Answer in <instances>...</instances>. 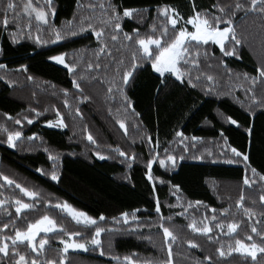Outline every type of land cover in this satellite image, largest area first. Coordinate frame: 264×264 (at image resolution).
<instances>
[{
    "label": "trees",
    "instance_id": "1",
    "mask_svg": "<svg viewBox=\"0 0 264 264\" xmlns=\"http://www.w3.org/2000/svg\"><path fill=\"white\" fill-rule=\"evenodd\" d=\"M100 2L101 0H79L78 4L77 0H54L56 26L65 25L67 21L73 20L74 15L86 18L100 17L101 10L98 7ZM217 2L224 5L231 3L232 0H113V3L121 6V11L123 8H149L150 12L146 14L149 17L147 24L152 23L151 18L155 17L157 6L171 5L187 18L191 14L193 4L197 10L207 9L218 14L216 9L212 8ZM90 4L97 7L92 9L89 7ZM256 21V17L251 15L244 17L243 13L233 18L237 35L242 38V44L236 46V55L224 56L219 46L211 42L203 45V49H207L214 59L205 62L201 57L200 69H190L193 83L197 84L195 88L186 82L187 76L184 83L180 81L173 83L175 77L168 74H165L168 77L166 81L168 86L164 87L161 84L164 78L151 68L150 62L144 63L142 70L137 73V78L125 89L134 113L131 109L124 113L121 107L123 98L119 95L107 98L106 89L98 83L82 84L84 94L90 96L89 100H84L72 87L74 77L68 73L64 65L48 59L50 56L67 52L69 55L66 62H71L75 56L80 71L85 72L87 62L94 59L92 51L97 48L96 38L91 32L54 44H37L35 43V36L38 34L35 27L37 22L33 17V39H28L25 35V38L13 43L9 36L13 29L4 31L0 28V65H4L0 68V125L10 131L22 132V139L16 142L15 147L8 146L6 134L0 132V172L24 187L38 190L52 205L67 202L77 211L97 220L103 215L105 221L98 220L101 227L120 230L112 234H101L106 253L104 256H100L99 250L93 251L91 247L87 252L69 250L65 264H69V261L71 264H118L111 258L112 256H119L122 260L125 255L133 252L137 253V258L140 259H158L162 255L159 251L161 238L156 234V229L153 228L151 233L147 228L135 234L125 232L124 229L128 225H123L120 216L122 212L131 213L139 209L137 216L141 220L158 221L154 210L157 199L161 204L163 216L173 217V224L167 226L175 225L182 238L193 239L202 246L189 249L184 244L180 264H198L205 255L214 254V248L220 244H223L227 251V245H234L236 239L248 242L245 239V231L240 229L230 236L225 235L227 233L225 226L223 231L214 228L210 234L214 243L210 244L206 243V238L192 234L191 230L182 226H186L192 217L198 222L205 214L210 218L213 213L208 209H216L215 215L218 220L223 219L225 225L233 221L231 213L236 211L234 205L239 197L244 165L241 162H224L231 156V147L247 153L251 166L256 168L258 173L264 174V107L257 105L251 112L246 111L248 101L240 85L247 87V83L242 77L237 80L235 75L230 80L224 74V68L218 67L222 59L233 74L257 75L256 67L264 64L262 47L264 29H261ZM25 22L26 18H22L21 24ZM147 24L141 28L142 32L147 28ZM122 27L125 32H131L138 25L136 19L125 18ZM40 35L42 39L48 38L46 28ZM206 63L212 67L207 68ZM201 73L211 74L216 78L217 83L214 85L216 91L205 94L203 89L208 86V82L204 76H201L200 82L195 80ZM29 76L32 77L31 80L27 79ZM65 89L69 93L67 99L71 109L62 107L66 99L63 95ZM229 89L232 90L231 94L225 95ZM240 101H244L243 106ZM53 106L65 115L64 122L67 127L48 126L49 120L57 122ZM77 107L81 117L74 115ZM31 108H35L42 115L36 116L29 111ZM117 109H120L119 114ZM70 110L73 112L72 116L67 115ZM5 114L11 116L13 120L21 119L22 123L14 125L13 121L7 120ZM24 116L32 119L33 123L28 124L23 119ZM227 116L236 119L237 125L228 123L225 119ZM117 118L124 120L129 132L127 137L115 122ZM132 125L137 127L133 128ZM84 126L87 127V133L83 130ZM248 128L252 129L250 134L245 131ZM177 131H181L188 139L180 143V138L175 136ZM221 132L227 137V145L220 138ZM34 133L37 138L29 140L28 137ZM88 133L93 135L96 144L87 140ZM144 136H151L153 144L159 141L157 152L161 158L164 157L165 148L176 157L174 166L161 167L158 162H154L151 181L147 178L145 166L151 145L141 139ZM193 136L200 140L193 142L191 140ZM193 143L196 145L194 148L191 146ZM184 145H188L187 151L183 150ZM117 146L129 155L135 154L136 159L131 167L126 158L113 151ZM208 151L212 152L211 156L208 155ZM97 152L105 158L100 159L96 155ZM222 152L227 153V156L222 155ZM49 155L54 159H49ZM37 169H41L43 174L37 172ZM53 172L58 176L56 181L50 178ZM248 175L258 181V177H252L250 170ZM176 186H179L178 192ZM259 187L258 183L257 189ZM177 196L180 197L179 200ZM12 198L23 199L26 203L31 202L30 198L25 197L14 186L6 185L0 188V199ZM256 198L258 199V196ZM195 201H201L202 204L195 206ZM189 203H192L194 208L188 209L186 214L188 219L176 216V213L183 211ZM169 205L175 207L169 208ZM245 206L251 205L246 202ZM37 208L38 213H27L29 221L34 222L41 215L48 214L58 224L66 225L69 230H80L66 213H60L59 210L46 213L45 208L40 205H37ZM224 208H230V212L226 217H220V211ZM9 210L14 212V206ZM255 210L257 213L262 211L258 204ZM113 218L120 219V223H116ZM242 218L246 219L242 217V213L235 217L237 220ZM0 221L7 222L2 213ZM18 227L23 229L26 223L19 222ZM94 230L91 228L88 231L89 238ZM246 231L250 232V229ZM5 234L11 233L6 230ZM150 234L155 244L144 238ZM39 238H48L52 248H62L59 240L65 237L53 234L45 237L40 233L37 239ZM109 242L111 248H108ZM20 251L25 252L24 246H21ZM52 255L50 252L49 256ZM230 264H235V261H231Z\"/></svg>",
    "mask_w": 264,
    "mask_h": 264
},
{
    "label": "snow or ice",
    "instance_id": "2",
    "mask_svg": "<svg viewBox=\"0 0 264 264\" xmlns=\"http://www.w3.org/2000/svg\"><path fill=\"white\" fill-rule=\"evenodd\" d=\"M77 2L79 4V0ZM89 7L95 9L97 5L90 4ZM98 7L101 10L100 17L86 18L74 15L73 20H69L65 25L57 27L55 24L56 7L54 0H42V2L41 0H0V28L4 31H8L9 28L13 29L9 32L13 43L25 38V35L28 39H33V17L37 22L35 25L38 33L35 36V43L37 44H54L82 33L91 32L96 38L97 48L92 51L94 59L87 62L85 72L80 71L79 62L75 56L71 62H66L69 55L67 52L50 56L48 59L64 65L68 73L74 77L72 87L76 89L84 100H89L90 96L84 94L85 90L82 84L91 85L98 83L106 89L105 95L107 98H115L116 95L123 98L121 107L124 113H127L129 109L134 113L132 102L126 96L125 89L137 78V73L142 70L144 63L150 62L151 68L160 77L164 78L161 80V84L164 87L168 86L166 83L168 77L165 75L168 74L175 77L173 83L176 81L184 83V78L187 76L186 82L192 88H195L197 84L193 83L190 69H200L201 57L204 58L205 62L209 59H214L207 49H203V45L211 42L219 46L224 56L236 55V46L242 44V38L238 37L236 26L233 22V18L237 14L243 13L244 17L249 15L256 17V22L259 23L261 29H264V0H232L231 3L224 5L217 2L212 5V8L216 9L218 14L207 9L197 10L195 4H193L191 14L187 18L182 16L171 5L157 6L156 15L151 18V24H147L149 17L146 14L150 12L149 8H123L121 11V6L113 3V0H101ZM22 18H26V22L23 25L21 24ZM125 18L136 19L138 27L133 28L131 32H125L122 27V21ZM146 24L147 28L142 32L141 28ZM187 25H190L194 30L188 31ZM45 28L48 32V38L42 39L40 33ZM116 45H119V47H116ZM229 45H231V48H229ZM262 47H264V41H262ZM220 66L224 68V74L230 80L235 75L237 80L242 77L243 81L247 83V87H244L243 84L240 85L248 101L246 111L251 112L257 105L264 107V64H259L256 67L257 75L255 76H249L248 73L233 74L232 70L224 64L222 59L218 64V67ZM3 67L4 65H0V68ZM206 67L211 68L212 65L206 63ZM23 70L26 71V68ZM201 76H204V79L208 82V86L203 89L205 94L216 91L214 86L217 83L216 78L211 74L201 73V75L195 77V80L200 82ZM27 79L31 80L32 77L29 76ZM231 92L232 90L229 89L224 94L230 95ZM63 95L66 99L62 103V107L71 109L67 99L68 90H63ZM240 103L241 106L244 105V101H240ZM53 109L57 122L53 124L49 120L47 121L48 126L67 127L64 122L65 115L59 109H56L55 106H53ZM47 110L46 108L45 111ZM29 111L35 113L36 116L42 115L35 108H31ZM119 112L120 109H117L118 114ZM109 113L111 114V109H109ZM67 115L72 116L73 112L70 110ZM74 115L75 117H81L79 107L75 109ZM5 117L7 120L13 121L14 125L22 123L21 119L13 120L8 114H5ZM23 119L28 124L33 123V120L27 116H24ZM225 119L228 123L237 125L236 119L230 116L225 117ZM115 122L123 130V135L127 137L129 132L124 120L117 118ZM132 127L136 128L137 126L132 125ZM83 130L87 133L86 126H84ZM245 131L250 134L252 129L248 128ZM0 132L6 134V142L10 147H15L16 142L22 139V132L19 130L10 131L7 127L0 125ZM175 136L180 138V143L188 139L181 131H177ZM35 138H37L35 133L28 137L29 140ZM86 138L92 144H96V140L91 133H88ZM220 138L225 145L228 144L227 137L222 132ZM141 139L151 145L145 165L147 178L151 181L153 179L151 169L154 162H158L161 167L174 166L176 157L169 153L168 148H165L164 157L161 158L157 152L159 147L158 140L153 144L151 136H144ZM191 140L197 142L200 138L193 136ZM191 146L194 148L196 145L193 143ZM183 150L187 151L188 145H184ZM45 151L47 152L48 149H45ZM113 151L117 152L120 157L126 158L129 167L135 162V154L129 155L126 151H122L119 146ZM230 153L231 156L225 159V163L241 162L244 165L239 197L234 205L236 211L231 213L234 222L230 221L225 225L224 220H218L215 215L216 209H208L209 212L213 213L210 218L205 214L203 219L198 222L195 217H192L190 222L182 227L191 230L192 234H199L206 238V243L210 244L214 243L213 237L210 235L213 233L214 228L223 231L226 226L227 233L225 235L229 236L237 233L238 229L245 231L247 243L242 239H236L234 245H227V251H225V246L220 244L219 247L214 248V254L205 255L198 264H230L231 261H235V264H264V174L258 173L257 169L251 166L247 153L238 151L235 147L230 148ZM96 155L100 159L105 158L99 152ZM208 155L211 156L212 152L208 151ZM222 155L227 156V153L222 152ZM180 158L183 159L182 156ZM49 159H54V157L49 155ZM249 170L252 177H258V181L249 177ZM36 171L43 174L41 169ZM50 178L53 181L58 180L55 172L51 174ZM0 181H3V183H0V188L6 185L9 187L14 186L15 189H18L20 193H23L25 197L31 200L30 203H26L19 198H12L11 200L0 199V213L7 218V222L0 221V264H65L66 254L70 249L87 252L89 247L93 251L99 250V255L104 256L106 253L101 234H112L114 231H120L101 227L98 220L105 221L106 218L103 215L97 220L84 212L77 211L67 202L52 205L38 190L24 187L2 172H0ZM258 183L260 185L259 189H257ZM179 190V186H176V191L178 192ZM248 193L255 195H248ZM173 194L175 195V193ZM257 196L258 199L256 198ZM179 199L180 197L177 196V200ZM246 202L251 206H245ZM194 204L199 206L202 202L195 201ZM257 204L262 209L259 213L255 210ZM37 205L44 207L46 213L56 210H59L60 213H66L80 230H69L66 225L58 224L48 214L41 215L34 222L29 221L27 213H38L39 208H37ZM13 206L14 212L9 210ZM168 207L172 208L175 206L169 205ZM189 208H194V205L189 203L187 207L183 208V211L176 213V216H184L187 220L188 216L186 214ZM230 208L222 209L219 214L220 217H226L230 212ZM154 210L158 216V221L155 222L150 219L141 220L137 216L139 209L133 210L131 213L122 212L120 216L122 217L123 225H128L124 229L125 232L135 234L140 232L141 229L147 228L151 233V230L155 228L156 234L161 238L159 251L162 255L158 259H140L137 258V253L133 252L125 255L122 260L119 256H112L111 258L116 260L118 264H180L182 259L181 249L184 244L189 249L202 247L193 239L182 238L175 225L172 227L167 226L173 224V217L163 216L158 199L155 202ZM239 213H242V217L246 219H235ZM61 218L63 219L64 217ZM113 219L116 223H120V219ZM19 222L26 223V227L23 229L18 227ZM210 225H214V227ZM91 228L95 230L89 238L87 233ZM248 229H250V232L246 231ZM6 230L11 234H5ZM40 233H43L45 237L48 234L65 237L59 240L63 247L52 248L48 238L37 239ZM144 238L155 244L151 234ZM215 243H219V241H215ZM21 246H24L25 252L20 251ZM108 248H111L110 242ZM50 252L53 253L52 256H49ZM234 253L238 255L234 256ZM69 264H71V261H69Z\"/></svg>",
    "mask_w": 264,
    "mask_h": 264
},
{
    "label": "rangeland",
    "instance_id": "3",
    "mask_svg": "<svg viewBox=\"0 0 264 264\" xmlns=\"http://www.w3.org/2000/svg\"><path fill=\"white\" fill-rule=\"evenodd\" d=\"M186 27H187L188 31H193L194 30V29H192V27L190 25H187ZM53 124H55V122H53Z\"/></svg>",
    "mask_w": 264,
    "mask_h": 264
}]
</instances>
